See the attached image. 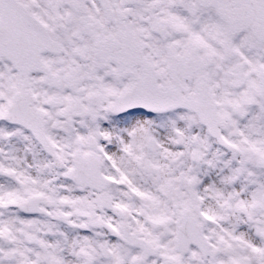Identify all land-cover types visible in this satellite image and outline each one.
<instances>
[{
	"label": "snow or ice",
	"instance_id": "6c2138e0",
	"mask_svg": "<svg viewBox=\"0 0 264 264\" xmlns=\"http://www.w3.org/2000/svg\"><path fill=\"white\" fill-rule=\"evenodd\" d=\"M0 264H264V0H0Z\"/></svg>",
	"mask_w": 264,
	"mask_h": 264
}]
</instances>
